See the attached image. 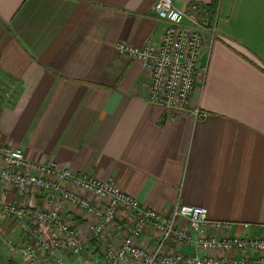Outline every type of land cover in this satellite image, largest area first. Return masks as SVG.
Instances as JSON below:
<instances>
[{
	"label": "crops",
	"instance_id": "1",
	"mask_svg": "<svg viewBox=\"0 0 264 264\" xmlns=\"http://www.w3.org/2000/svg\"><path fill=\"white\" fill-rule=\"evenodd\" d=\"M156 1L0 0V144L111 180L167 216L199 205L232 222L234 234H247L248 223L250 234L264 235V0L219 1L192 98L208 113L199 118L150 102L142 62L117 49L160 41L168 21L156 16ZM174 1L183 14L173 12L172 21L210 20L214 0ZM65 218L86 235L77 210ZM133 223L120 211L104 242L119 245ZM140 241L155 244L150 232ZM100 245L92 240L86 255L103 260L109 246Z\"/></svg>",
	"mask_w": 264,
	"mask_h": 264
},
{
	"label": "built area",
	"instance_id": "2",
	"mask_svg": "<svg viewBox=\"0 0 264 264\" xmlns=\"http://www.w3.org/2000/svg\"><path fill=\"white\" fill-rule=\"evenodd\" d=\"M192 9L205 13L197 4ZM153 10L168 21L160 41L141 47L119 42L118 51L142 62L149 76L150 102L187 110L196 118L208 116L193 105L192 98L205 72V32L211 28L215 37L216 21L194 19L191 26L172 21L173 12L183 14L174 0H157ZM0 185L4 187L0 221H11L23 240L9 236L1 222L0 239L28 264H264V235L250 234L248 223L241 224L247 234H234L232 222L212 219L207 207L188 204L178 205L167 216L111 180L61 168L56 161L31 160L20 147L0 144ZM7 192L15 198L7 199ZM70 209L87 222L86 235L65 218ZM120 211L133 215L130 231L116 248L104 250L103 260L86 257L92 240H107ZM147 232L155 238L152 248L140 241ZM183 246L191 251H181ZM249 251L259 258L248 255ZM232 252L242 255L228 254Z\"/></svg>",
	"mask_w": 264,
	"mask_h": 264
},
{
	"label": "rangeland",
	"instance_id": "3",
	"mask_svg": "<svg viewBox=\"0 0 264 264\" xmlns=\"http://www.w3.org/2000/svg\"><path fill=\"white\" fill-rule=\"evenodd\" d=\"M209 18H206L205 20H207L208 22H210V21H212L211 19L210 20H208ZM120 213V212H119ZM119 213H118V215H117V217L119 216ZM11 222V221H10ZM81 222H83V221H81ZM12 223V222H11ZM7 224H10V223H7ZM11 225V224H10ZM12 225H13V223H12ZM6 227V226H5ZM7 227L8 228H10L8 225H7ZM13 227V226H12ZM129 232V231H128ZM127 232V233H128ZM9 236H13V237H15V238H20L21 240H23V238H22V233L19 231V230H17V229H15V231L12 233V234H10ZM108 238V237H107ZM96 242H98L99 244H101L100 246H109V247H111V246H115V248L117 247V243H115L112 239H109V241L108 242H100V241H96ZM111 245V246H110ZM98 246H93V248H97ZM92 249V248H91ZM96 251H100V252H102V248L101 247H98V249L96 250ZM88 256H91L92 255V253H90V251H88V250H86L85 251V256L86 257H88ZM69 257H70V255H69ZM0 258H1V260H2V262H3V264H28V263H26L21 257H19L18 255H13L9 250H8V248H7V244H6V242L3 240V239H0ZM88 258H92V257H88Z\"/></svg>",
	"mask_w": 264,
	"mask_h": 264
},
{
	"label": "trees",
	"instance_id": "4",
	"mask_svg": "<svg viewBox=\"0 0 264 264\" xmlns=\"http://www.w3.org/2000/svg\"><path fill=\"white\" fill-rule=\"evenodd\" d=\"M220 0H214L211 5L207 8L208 11L210 12V19H212L214 17V14L217 11L218 8V4H219Z\"/></svg>",
	"mask_w": 264,
	"mask_h": 264
}]
</instances>
